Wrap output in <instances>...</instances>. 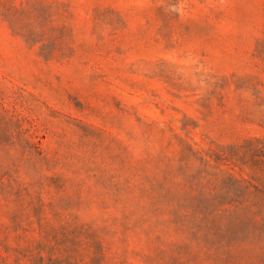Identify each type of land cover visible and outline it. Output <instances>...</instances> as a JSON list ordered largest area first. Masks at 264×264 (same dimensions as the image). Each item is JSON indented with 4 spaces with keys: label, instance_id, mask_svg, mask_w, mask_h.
<instances>
[{
    "label": "rangeland",
    "instance_id": "obj_1",
    "mask_svg": "<svg viewBox=\"0 0 264 264\" xmlns=\"http://www.w3.org/2000/svg\"><path fill=\"white\" fill-rule=\"evenodd\" d=\"M0 264H264V0H0Z\"/></svg>",
    "mask_w": 264,
    "mask_h": 264
}]
</instances>
